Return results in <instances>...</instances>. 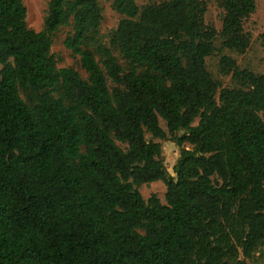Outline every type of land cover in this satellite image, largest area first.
I'll use <instances>...</instances> for the list:
<instances>
[{
	"label": "trees",
	"instance_id": "1",
	"mask_svg": "<svg viewBox=\"0 0 264 264\" xmlns=\"http://www.w3.org/2000/svg\"><path fill=\"white\" fill-rule=\"evenodd\" d=\"M217 4L220 31L204 0H113L99 61L86 46L98 0H48L40 31L24 0H0V264H250L264 245V74L221 54L234 82L221 87L206 58L246 52L256 0ZM70 24L86 78L51 52ZM168 138L173 175L155 141ZM154 181L166 203L142 196Z\"/></svg>",
	"mask_w": 264,
	"mask_h": 264
},
{
	"label": "rangeland",
	"instance_id": "2",
	"mask_svg": "<svg viewBox=\"0 0 264 264\" xmlns=\"http://www.w3.org/2000/svg\"><path fill=\"white\" fill-rule=\"evenodd\" d=\"M102 8V21L99 27V35L94 42L88 41L86 46L95 52L96 58L100 61L101 55L97 48L100 46H110V36L116 29L121 15L112 8L113 0H98ZM163 0H135L139 5L149 3H160ZM207 4V10L204 15L205 23L208 26L214 27L217 31L221 30L223 10L218 7L217 0H204ZM27 8V24L30 28L40 31L43 28L44 20L48 10V0H24ZM244 29L251 35V42L243 54H238L235 51L223 49L217 51L212 56L206 58L207 68L214 79H216L221 87H232L234 82L231 75H224L219 71V59L221 54H226L235 59L240 68H247L255 73L264 74V48L260 44L259 35L264 33V0H256L255 12L244 21ZM72 32V25L63 26L55 32L53 36V44L51 52L55 55L58 67H72L78 71L83 78L87 77V73L80 64L78 55H73L71 50L64 45V40L68 34ZM220 38L216 40V46L221 47ZM114 55L124 64L125 61L117 50L113 49ZM1 70V64H0ZM109 85H111L109 83ZM25 98V94H22ZM160 125L167 131L166 123L160 119ZM147 140L152 137L146 133ZM162 144L164 163L168 171L173 175V166L179 156L180 147L171 139L158 140ZM123 146L122 144H120ZM184 147L189 148L185 143ZM142 196L147 199L152 194H156L162 203H166L165 194L166 186L162 181H154L148 184H142L139 187ZM241 258V253H240ZM250 264H264V245L258 247L251 259H248Z\"/></svg>",
	"mask_w": 264,
	"mask_h": 264
}]
</instances>
